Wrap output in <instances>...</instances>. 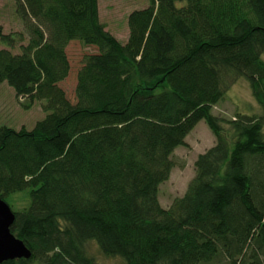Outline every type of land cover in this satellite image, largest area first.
<instances>
[{
	"label": "trees",
	"instance_id": "1",
	"mask_svg": "<svg viewBox=\"0 0 264 264\" xmlns=\"http://www.w3.org/2000/svg\"><path fill=\"white\" fill-rule=\"evenodd\" d=\"M15 1L25 32L0 27V83L47 115L0 127V198L30 189L11 232L32 252L0 264H97L89 242L125 264H264V0H150L125 44L98 0ZM72 41L98 49L75 104L60 86ZM239 78L262 116L213 113ZM201 121L215 145L165 209L160 186Z\"/></svg>",
	"mask_w": 264,
	"mask_h": 264
},
{
	"label": "rangeland",
	"instance_id": "2",
	"mask_svg": "<svg viewBox=\"0 0 264 264\" xmlns=\"http://www.w3.org/2000/svg\"><path fill=\"white\" fill-rule=\"evenodd\" d=\"M98 2L101 22L106 26V30L123 44L129 38L130 14L150 5V0H98ZM0 27L5 34L25 32L24 23L17 13L15 0H0ZM25 37L27 38L26 35ZM18 47L14 49L15 53L19 52ZM66 53L70 62V74L60 86L66 92L68 99L75 104L77 75L83 66V60L87 55L97 54L98 49L94 46H86L80 41H72L66 48ZM262 59L264 60V54ZM25 104V99L17 98L13 88L7 83H0V127L7 126L16 130L24 128L30 131L37 122L46 117L47 113L43 110L42 102H35L31 108H25ZM213 113L218 117L232 120L237 114L262 116L263 110L253 96L249 81L246 78H239L229 86L224 100L213 109ZM215 142L214 134L206 122L201 121L188 136L187 147H179L176 150L173 155L175 168L170 179L162 184L159 190V200L163 208L169 209L175 199L186 194L195 177V163L198 156L213 147ZM7 204L15 212L29 208L30 189L12 194L7 198ZM85 249L97 264H125L120 257L106 256L96 242L87 243Z\"/></svg>",
	"mask_w": 264,
	"mask_h": 264
},
{
	"label": "water",
	"instance_id": "3",
	"mask_svg": "<svg viewBox=\"0 0 264 264\" xmlns=\"http://www.w3.org/2000/svg\"><path fill=\"white\" fill-rule=\"evenodd\" d=\"M15 219L11 207L0 198V263L32 256L31 250L11 232Z\"/></svg>",
	"mask_w": 264,
	"mask_h": 264
},
{
	"label": "crops",
	"instance_id": "4",
	"mask_svg": "<svg viewBox=\"0 0 264 264\" xmlns=\"http://www.w3.org/2000/svg\"><path fill=\"white\" fill-rule=\"evenodd\" d=\"M68 47V46H67ZM188 138V137H187ZM186 142H187V139H186Z\"/></svg>",
	"mask_w": 264,
	"mask_h": 264
}]
</instances>
